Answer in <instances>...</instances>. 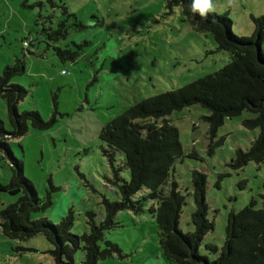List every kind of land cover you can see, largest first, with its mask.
I'll use <instances>...</instances> for the list:
<instances>
[{"label": "rangeland", "instance_id": "rangeland-1", "mask_svg": "<svg viewBox=\"0 0 264 264\" xmlns=\"http://www.w3.org/2000/svg\"><path fill=\"white\" fill-rule=\"evenodd\" d=\"M53 2L54 6L47 0H0V77L17 60L26 63V74L12 80L29 91L20 110L39 111L48 126L44 130L31 126L27 136L10 140L39 196L45 197L51 184L57 187L55 205L46 213H34L32 218L58 221L72 210L73 232L82 235L90 231L88 214H95L100 224L106 217L105 202H121L123 182L116 174L123 181L131 180L123 156L115 154L113 167L105 154L109 148L101 140L103 128L133 104L217 73L231 57L218 49L212 34L198 31L173 0ZM214 3V13L228 14L233 32L239 36H252L254 18L264 15V0ZM65 7L71 17L64 13ZM61 22L68 27L67 37L50 38ZM76 45H83L81 57L76 63L63 62L56 48L74 50ZM210 114L209 109L194 105L169 117L179 129L185 154L174 165L170 182L164 187L168 194L176 182L185 196L180 229L191 233V217L196 211L192 176L194 171L207 176L209 219L215 228L203 241V254H207L208 243L222 249L231 213L251 205L264 210V163L233 166L236 152L250 149L260 134L259 129L244 126L245 120L256 115L244 112L225 119L211 140L204 119ZM0 118L10 130L4 99L0 100ZM2 156L0 182L8 184L12 170ZM148 193L143 189L132 198L143 201L141 213H117L119 225L106 232L105 240L117 245L119 251L98 264H171L160 247L153 214L158 203L147 199ZM19 199L0 192V212ZM1 221L0 215V264H55L53 245L44 235L12 240L3 234ZM84 258L85 252L78 250L75 264H82Z\"/></svg>", "mask_w": 264, "mask_h": 264}, {"label": "trees", "instance_id": "trees-1", "mask_svg": "<svg viewBox=\"0 0 264 264\" xmlns=\"http://www.w3.org/2000/svg\"><path fill=\"white\" fill-rule=\"evenodd\" d=\"M47 1L54 6V0ZM173 3L181 5L184 15L198 31L212 34L218 49L228 52L231 60L213 75L133 104L103 128L101 140L109 148L104 150L105 154L114 167V156L119 152L124 166L130 170L131 180L123 181L116 174V179L123 182L121 202H105L106 217L100 224L95 221V214H88L90 231L82 235L73 232L75 216L72 210L58 221L48 217L32 218L34 213H46L55 205L53 193L57 187L51 184V190L41 198L33 181L26 177L25 163L16 157L10 140L24 138L31 126L42 130L48 126L39 111L20 110V104L29 91L12 80L26 74V63L17 60L5 68L0 77V100L6 101L11 129L0 118V154H3L2 159L8 160L12 177L8 184L0 182V192L20 196L17 203L0 212L5 237L26 241L44 235L53 245L51 253L55 264H75L78 250L85 252L82 264H98L119 251L117 245L105 240L106 232L119 225L115 220L117 213L120 210L141 213L143 201L135 202L132 198L147 189V199L158 203L153 214L157 218L160 247L171 264H264V210L251 205L238 213H231L222 249L208 243L205 245L207 254H203V241L215 228V223L209 219L207 176L198 171H194L192 176L196 211L191 217L194 227L191 233L180 229L186 198L177 183L173 182L168 194L164 192L174 165L185 154L179 129L169 117L194 105L211 111L204 118L211 140L216 138L225 119L244 112L256 115L245 120L244 126L249 130L259 129L260 134L250 149L236 152L233 166L243 168L251 162L257 165L264 163V15L254 18V34L245 37L233 32V21L228 14L211 13L204 19L192 13V0H173ZM64 9V13L71 17L68 8ZM67 28L65 22L59 23L56 31L48 33L49 37L65 39ZM82 46L76 45L74 50L57 47L56 51L63 62L76 63L81 57ZM213 256L216 258H211Z\"/></svg>", "mask_w": 264, "mask_h": 264}, {"label": "clouds", "instance_id": "clouds-1", "mask_svg": "<svg viewBox=\"0 0 264 264\" xmlns=\"http://www.w3.org/2000/svg\"><path fill=\"white\" fill-rule=\"evenodd\" d=\"M216 10L217 5L214 3V0H192V13L199 14L204 19H207L209 14L216 12Z\"/></svg>", "mask_w": 264, "mask_h": 264}]
</instances>
